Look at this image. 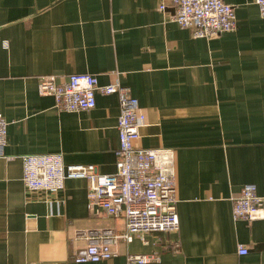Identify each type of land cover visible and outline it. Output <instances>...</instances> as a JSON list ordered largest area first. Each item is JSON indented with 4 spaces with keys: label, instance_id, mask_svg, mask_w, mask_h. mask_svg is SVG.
I'll list each match as a JSON object with an SVG mask.
<instances>
[{
    "label": "crops",
    "instance_id": "1",
    "mask_svg": "<svg viewBox=\"0 0 264 264\" xmlns=\"http://www.w3.org/2000/svg\"><path fill=\"white\" fill-rule=\"evenodd\" d=\"M224 1L236 27L210 39L159 0H0V264H135L128 254L148 253L159 260L145 264H264V217L234 220L231 204L245 183L264 203V18L255 0ZM72 73L117 79L145 114L138 144L173 150L177 233L119 240L108 260H72L88 243L78 230H125L122 217L87 208L85 179H66L57 194L23 184V154L115 170L118 94L95 93L94 108L70 112L37 89L39 76Z\"/></svg>",
    "mask_w": 264,
    "mask_h": 264
},
{
    "label": "built area",
    "instance_id": "2",
    "mask_svg": "<svg viewBox=\"0 0 264 264\" xmlns=\"http://www.w3.org/2000/svg\"><path fill=\"white\" fill-rule=\"evenodd\" d=\"M158 8L165 12L173 7L172 18L181 28L190 29L195 37L218 38L236 27L234 5L224 0H159ZM264 18V0H255ZM40 94L53 98L59 111L87 110L95 107V93H117L119 114L117 132L119 146L115 150V170L99 173L95 165H66L61 153L23 154L22 181L29 191L59 193L66 179L87 180V208L96 216L122 217L125 230L117 233L113 228L80 229L78 238L87 245L73 255L74 262H98L110 259L113 247L119 240L131 242L137 237L146 242L144 234L169 232L179 229L176 206L174 170L175 155L165 147L146 148L138 144L140 129L145 124V114L130 91L112 83L99 85L93 73H72L67 80L57 81L55 75L39 76ZM7 121L0 113V157H4L7 144ZM231 197L232 217L249 223L264 217L263 197L257 186L245 183ZM172 244L177 248L179 242ZM247 248L238 245L237 253L245 254ZM129 263L145 264L159 260L155 253L128 254Z\"/></svg>",
    "mask_w": 264,
    "mask_h": 264
}]
</instances>
